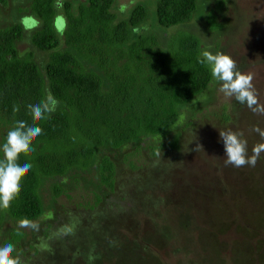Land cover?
<instances>
[{"label":"rangeland","instance_id":"374dc122","mask_svg":"<svg viewBox=\"0 0 264 264\" xmlns=\"http://www.w3.org/2000/svg\"><path fill=\"white\" fill-rule=\"evenodd\" d=\"M85 1L55 0L56 12L61 14L62 5L70 2L75 13ZM31 2L0 0V31L23 28L18 56L37 65L46 98L52 51L32 42L40 23ZM156 3L113 0L116 22L127 21L137 6L147 11L146 19L131 29L128 43L153 34L166 50L174 35L192 34L201 53L223 52L242 73L252 74L258 101L264 104V0H198L190 22L167 29L157 22ZM121 5L127 7L121 10ZM55 27L62 34L65 19L56 18ZM54 51L74 54L99 77L103 91L110 88L103 72L71 47L60 42ZM219 87V82L209 84L180 106L177 122L166 133L140 135L118 149L105 143L85 167L40 177L41 214L32 220L39 231L20 229V220L5 215L0 246L15 237L13 256L22 264H264V152L255 167L225 166L219 137L223 129L242 132L251 156L253 146L264 143L253 131L264 130V114L253 113ZM7 132L0 124V145ZM198 144L203 150H195ZM104 157L114 166L111 190L100 181ZM50 211L53 218L44 219ZM62 228L71 231L59 234Z\"/></svg>","mask_w":264,"mask_h":264},{"label":"trees","instance_id":"16d2710c","mask_svg":"<svg viewBox=\"0 0 264 264\" xmlns=\"http://www.w3.org/2000/svg\"><path fill=\"white\" fill-rule=\"evenodd\" d=\"M197 1L157 0L158 24L167 29L190 22ZM56 5L55 0H32L30 9L40 23L32 37L34 46L52 51L46 74L50 94L61 108L35 122L43 133L33 143L35 151L21 154L18 161L30 163L31 170L21 181L19 196L9 208H0V223L5 215L34 220L41 214L40 177L85 167L105 143L118 149L140 135L166 133L178 120V108L212 81L209 66L199 62L200 43L192 34L174 35L166 50L153 34L128 43L131 29L147 17L143 6H137L127 21L116 22L113 0H86L75 13L70 2L62 5L61 14H57ZM59 16L66 20L62 34L55 27ZM22 36L20 25L0 31V124L8 131L18 120L32 125L28 105L45 98L44 79L37 65L18 56L16 43ZM60 42L99 68L110 88L103 91L99 77L86 71L74 54L54 51ZM14 105L19 106V112L13 113ZM99 176L111 190L114 166L108 157L100 160Z\"/></svg>","mask_w":264,"mask_h":264},{"label":"clouds","instance_id":"9594fccd","mask_svg":"<svg viewBox=\"0 0 264 264\" xmlns=\"http://www.w3.org/2000/svg\"><path fill=\"white\" fill-rule=\"evenodd\" d=\"M125 7L127 6L121 5V10ZM57 19H63V17H57ZM199 62L210 66L212 76L210 87L219 82L220 92L228 97H234L237 102L246 105L253 113L264 114V104L259 103L257 90L252 83L253 75L242 73L237 68L235 60L229 55L219 51L213 54L206 49L202 52V59ZM202 99H207V97L204 96ZM58 105L59 101L49 93L40 102L28 105L29 114L34 122L32 125L24 120H18L7 132L5 142L0 145V152L3 154V158H0V208H9L12 201L19 196L21 181L31 170L32 165L30 163L21 165L18 161L21 154L27 155L35 151L33 143L43 133V129L35 122L46 119L56 110ZM19 110L18 105L13 106V113H17ZM253 131L259 133L260 137L264 139V130L254 127ZM219 137L224 145L225 166L241 168L248 165L255 167L261 152H264V143H258L253 146L252 155L249 156L247 140L242 138L243 133L233 131L231 128L219 130ZM198 149H202L199 144L195 150ZM53 215L50 211L43 218L52 219ZM18 228H27L38 232L40 225L38 222L23 218L18 222ZM70 231L71 229L62 228L59 230V234H67ZM14 252L15 246L12 243L0 246V264H22L19 257L13 256Z\"/></svg>","mask_w":264,"mask_h":264}]
</instances>
